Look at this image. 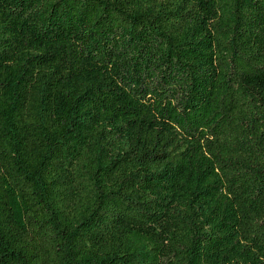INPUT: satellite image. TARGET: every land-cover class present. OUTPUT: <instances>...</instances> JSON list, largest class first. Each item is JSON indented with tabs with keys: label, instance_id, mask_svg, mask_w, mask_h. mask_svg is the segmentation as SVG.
I'll return each instance as SVG.
<instances>
[{
	"label": "trees",
	"instance_id": "obj_1",
	"mask_svg": "<svg viewBox=\"0 0 264 264\" xmlns=\"http://www.w3.org/2000/svg\"><path fill=\"white\" fill-rule=\"evenodd\" d=\"M0 264H264V0H0Z\"/></svg>",
	"mask_w": 264,
	"mask_h": 264
}]
</instances>
